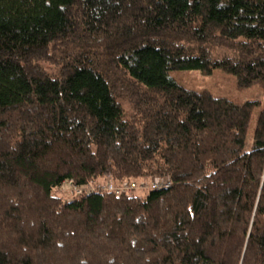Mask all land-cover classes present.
<instances>
[{
  "label": "trees",
  "instance_id": "trees-1",
  "mask_svg": "<svg viewBox=\"0 0 264 264\" xmlns=\"http://www.w3.org/2000/svg\"><path fill=\"white\" fill-rule=\"evenodd\" d=\"M264 0H0V264H264ZM107 177L170 185L55 190Z\"/></svg>",
  "mask_w": 264,
  "mask_h": 264
},
{
  "label": "rangeland",
  "instance_id": "rangeland-1",
  "mask_svg": "<svg viewBox=\"0 0 264 264\" xmlns=\"http://www.w3.org/2000/svg\"><path fill=\"white\" fill-rule=\"evenodd\" d=\"M169 76L176 80L181 86L193 90H207L215 96H225L234 100H256L259 103L255 106L248 128V137H251L255 119L259 111L264 108V92L260 84L255 81L246 87L237 85L236 77L224 72L221 68H215L211 73L204 74L197 69H174L169 71ZM107 177L103 181L91 180L85 185L74 186L69 182H63L55 192L62 197L69 198L76 190H86L94 184L106 185L111 182ZM138 190V189H137Z\"/></svg>",
  "mask_w": 264,
  "mask_h": 264
},
{
  "label": "built area",
  "instance_id": "built-area-1",
  "mask_svg": "<svg viewBox=\"0 0 264 264\" xmlns=\"http://www.w3.org/2000/svg\"><path fill=\"white\" fill-rule=\"evenodd\" d=\"M111 181V180H110ZM170 185V181L166 178H158V177H154L152 179H150L147 183H143V182H135V181H131V182H123L122 184L116 186L111 182L106 183V185H98V184H94V187H90L88 186L86 190H76L77 193L82 192V191H92L95 188L98 189H102V190H114L117 193H120L122 191L127 192V191H131V190H137V189H143V188H161V187H167Z\"/></svg>",
  "mask_w": 264,
  "mask_h": 264
}]
</instances>
